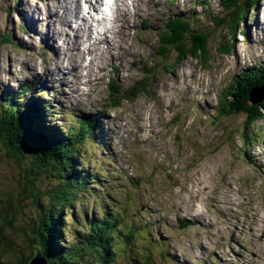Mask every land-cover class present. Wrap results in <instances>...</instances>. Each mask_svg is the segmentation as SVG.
I'll list each match as a JSON object with an SVG mask.
<instances>
[{
    "label": "rangeland",
    "instance_id": "374dc122",
    "mask_svg": "<svg viewBox=\"0 0 264 264\" xmlns=\"http://www.w3.org/2000/svg\"><path fill=\"white\" fill-rule=\"evenodd\" d=\"M220 1L207 0L204 5V0H128L127 20L117 12L109 21L113 37L105 29L109 24L95 31L89 42L78 37L82 40L75 49V59L82 64L79 69L89 65L97 72L101 68L103 77H84L90 81L77 86L88 96L74 98L72 104L67 99L71 93L61 89L67 76L51 74L59 64L55 58L68 46L57 36L58 20L49 14L57 15L62 8L52 9L50 0H0V37L9 36L12 41L0 40V97L17 93L37 78L40 85L27 93L21 107L32 95L40 105V99L53 105V95L61 98V106L56 107L58 101L53 105L59 119L47 115L44 121L46 126H58L62 136L68 131L65 121L75 112L103 113L100 132L107 149L98 136L97 144H85L79 158L80 169L97 173L101 185L90 184L91 192L85 191L81 202L67 211L63 222L70 227L65 246L84 248L76 237L85 224L77 225L73 213L81 216V221L85 215L91 221L99 220L105 212L124 209L133 226H141L147 233L131 246L118 242L113 264H264V122L245 129L243 115L217 117L221 100L235 94L236 78L264 62V0L257 13L250 12L242 26L247 34L233 41L232 54L216 53L225 36L220 28L208 45L209 63L188 57L176 65L175 52L167 63L157 56L159 35L170 17H191L204 30L212 26L207 15L224 18ZM85 4V11L96 6L98 15L101 10L97 0H85ZM88 12L82 16L87 18ZM84 22L81 18L79 27ZM45 26L47 30L52 26L53 31L48 30V43L43 35L40 39L34 36ZM96 37L108 43L96 42ZM76 41L75 37L74 44ZM89 43L91 52L85 49ZM62 65L67 73L65 67L70 63ZM145 67L154 68L146 81L148 95L119 99L113 107L114 99L109 95L115 82L111 78L131 87L146 76ZM40 77L52 80V84L56 81L54 92ZM44 87L50 92L43 95ZM243 134L251 140L243 142ZM5 148L0 146V194L11 190L15 205L43 193L49 196L57 182L46 173L30 190L26 179L29 159L20 161L21 157H13ZM185 223L189 227L180 229ZM84 253L81 263H96L94 254Z\"/></svg>",
    "mask_w": 264,
    "mask_h": 264
},
{
    "label": "trees",
    "instance_id": "16d2710c",
    "mask_svg": "<svg viewBox=\"0 0 264 264\" xmlns=\"http://www.w3.org/2000/svg\"><path fill=\"white\" fill-rule=\"evenodd\" d=\"M261 1L221 0L219 4L225 12L224 18L207 15L212 26L204 30L191 17L169 18L159 35L158 60L167 63L170 54L175 52L178 55L176 65L188 57L209 63L208 45L220 28H224L225 36L216 53L232 54L233 41L238 36H246L247 32H243L242 26L247 23L250 12L257 13ZM206 3L207 0H204V5ZM0 40L9 44L12 42L5 35ZM261 64L247 69L243 77L236 78L233 90L235 94L221 100L217 110L218 118L243 115L246 117L245 129L251 126L257 128L264 122V96L256 104H251L250 101V94L264 87V62ZM143 69L146 76L136 85L125 88L119 87L120 82H117L114 88H110L109 97L114 99L113 107L117 106L119 99L127 101L148 95L149 84L146 81L154 68ZM33 86L34 83L17 93H6L0 97V146L6 147L13 157H21L20 161L29 159L30 168L27 169L26 179L30 190L46 173L57 182V187L48 192L49 196H44V193L34 196L35 199H29L23 205L12 203L11 190L0 194V264H28L37 248L47 256V264H83L81 259L84 252L95 255V264H113L119 243L131 246L147 233L142 231L141 226H133L124 209L121 213L105 212L99 220L91 221L87 215L81 221L82 217L73 213L71 216L72 219L77 217V225L82 222L85 224L82 226L83 230L77 231L76 237V242L84 248L77 249L75 244L65 246L70 227V224L63 222L66 221L67 211L81 202L85 191L91 192L90 184L95 187L101 185L100 176L81 170L79 160L84 155L85 144H94L98 138L96 131L99 130L100 120L96 116L73 119L77 127L72 124L67 126L68 133L64 136L58 128L52 130L44 127L37 112L40 109L36 108L37 104L33 99L27 102V107H21L23 99ZM240 136L243 142L251 140L247 134ZM91 195L98 199L92 193ZM188 225L182 224L180 229L185 230ZM134 261L139 263L138 260Z\"/></svg>",
    "mask_w": 264,
    "mask_h": 264
},
{
    "label": "bare ground",
    "instance_id": "6f19581e",
    "mask_svg": "<svg viewBox=\"0 0 264 264\" xmlns=\"http://www.w3.org/2000/svg\"><path fill=\"white\" fill-rule=\"evenodd\" d=\"M133 1V0H132ZM18 3V2H17ZM41 3V2H40ZM50 3H51V7L52 9H56L57 7L59 8H62L60 9L59 11V14L57 15H54L52 12H49V14H51L54 18H56L60 24L57 32V36L63 40L66 41L65 44H67L68 46L62 48L63 50H66V51H63V53L56 57V62H58L59 64H61V67L59 66L58 64V67L56 69H54L53 71H51V74L52 72L56 74V76H59L61 78H64L65 75L67 76L66 80L63 81L61 83V89L62 90H65L66 92L68 93H71V97H67V99L72 102V104H74L75 100L74 98L76 99L77 97H79V99L81 97H85V96H88L87 93H83L81 94L80 92L82 91L81 89L78 90V83H80L82 86L83 84H87L90 80H85L86 78L84 77H90V76H95L98 77V80H100L103 76L101 75V68L97 70V72L95 70H92L90 69V66L87 65V66H83V68L81 67V69H79L80 66H82L81 63L78 64V59H75V56H76V50L78 48V45L80 42H82V40H78V37L80 38H83L84 41L86 40V42H89L91 40H93V35H94V31L97 27H100V26H104L106 23L105 20H101V21H98L97 19V24L96 23H93L94 22V19L93 17L91 16V20H88L86 17H84L85 19V22L84 24L79 27V21H80V17H82V12H86L84 11V8H88V6L85 4V0H50ZM127 3H128V0H116V4H120V8L118 7L116 12H121L123 13V15L126 17L129 15V12H128V8H127ZM21 4V3H20ZM208 4V3H207ZM59 5V6H58ZM220 5V4H219ZM122 8V9H121ZM10 11V10H9ZM11 12V11H10ZM61 13V14H60ZM90 13V12H89ZM45 15V13L43 14ZM48 15V13H47ZM141 15H138V17H140ZM26 17V15H25ZM27 18V17H26ZM128 17L125 18V21L127 20ZM176 18V17H175ZM182 18V17H181ZM27 20L30 22V24L32 23L31 19H28ZM184 20V19H183ZM159 21V20H158ZM72 24V25H71ZM32 25L35 27L34 23H32ZM97 26V27H96ZM123 26V25H122ZM48 27V26H47ZM52 27V26H51ZM49 27V32H53L52 31V28ZM32 28V27H31ZM105 29H107V32L109 34H111V36L113 37V35H115V31L113 30V26L110 25V26H107ZM48 30L46 28V26L42 29L39 28V30H37V32H34V36L37 35V37L40 39V37L42 38V35L44 36L45 38V42L48 43L49 42V35H48ZM79 32V33H78ZM263 34V33H262ZM75 37L77 38V41L76 43L74 44V41H75ZM98 37H96L94 40H97ZM21 40V39H19ZM44 41V40H43ZM96 42H102V44H105V43H108V41L106 39H103V40H97ZM95 42V43H96ZM57 44V41L55 40V45ZM74 44V45H73ZM260 44V43H259ZM60 45V44H59ZM110 45V44H109ZM261 45V44H260ZM92 44L89 43V47H86L85 49H87L88 51H92V48H91ZM84 47V45H83ZM95 47V46H94ZM96 48V47H95ZM76 49V50H75ZM56 50H61L60 49H57L56 47ZM69 50H72V51H75V52H70ZM62 51V50H61ZM58 54V53H57ZM81 55V54H80ZM247 58V57H246ZM64 61H68L70 63L69 67L66 66V71L67 73H65L63 71L64 69V65H62L64 63ZM103 62V61H102ZM105 62V61H104ZM100 64V63H99ZM101 65V64H100ZM99 65V66H100ZM262 65V64H261ZM261 68V67H260ZM249 69V68H248ZM73 70L75 71V74L72 75V72ZM253 70V69H252ZM174 73V72H173ZM248 73V72H247ZM79 74V76H77ZM245 74V73H244ZM77 77H76V76ZM70 76H75L73 77L74 79L72 80V78H70ZM126 76V75H125ZM39 77V76H38ZM243 77V76H242ZM41 80L47 84V85H51V88L53 90H50L51 92H54V89L56 88V86L54 85H57L55 83L52 84V80L50 81L48 78V81H46V79H43V77H40ZM83 79V80H82ZM205 79V78H204ZM179 80V79H178ZM10 87V86H9ZM213 88V87H212ZM44 91L46 92L47 90V87H44L43 88ZM36 92V91H35ZM66 92H63L64 95H66L67 93ZM60 97V96H59ZM53 99H55L52 104L54 105V103H56V101H58L59 104H55L56 107H59L62 105V100L61 98L59 100H57V96L56 95H53ZM64 101H67L66 98H63ZM207 99V98H206ZM211 100V99H210ZM211 102V101H210ZM35 103V102H34ZM29 105V103H26L24 105V107H27ZM31 105V104H30ZM53 111L55 112V107L53 108ZM214 111V110H213ZM65 114V113H64ZM76 116H79V114L77 112L74 113ZM51 115V114H50ZM63 117V116H62ZM73 120V119H72ZM79 120V119H78ZM95 121V119H94ZM42 122V121H41ZM136 122H134L135 124ZM133 124V125H134ZM116 125V123H115ZM132 125V126H133ZM131 126V127H132ZM136 126V125H135ZM139 126V125H138ZM137 126V127H138ZM135 128V127H134ZM139 128V127H138ZM112 132V131H111ZM141 132V131H140ZM108 135V134H107ZM156 135V134H155ZM58 136V135H57ZM142 136V135H141ZM139 137V136H138ZM59 138V137H58ZM146 138V137H145ZM87 142V141H86ZM117 142V141H115ZM256 143V142H255ZM115 146V145H114ZM114 148V147H113ZM259 149V148H258ZM119 159V158H118ZM96 163V162H95ZM252 186V185H251ZM245 199V198H244ZM250 199V198H249ZM251 201V200H250ZM252 202V201H251ZM232 206V205H231ZM250 206V205H249ZM121 207V205H120ZM233 208V207H232ZM248 209V208H246ZM259 209V208H258ZM123 211V210H122ZM249 212V211H247ZM121 213V212H120ZM247 214V213H246ZM238 217V216H237ZM259 218V217H257ZM228 222V221H227ZM240 225V224H239ZM48 261V260H47Z\"/></svg>",
    "mask_w": 264,
    "mask_h": 264
},
{
    "label": "water",
    "instance_id": "95a60500",
    "mask_svg": "<svg viewBox=\"0 0 264 264\" xmlns=\"http://www.w3.org/2000/svg\"><path fill=\"white\" fill-rule=\"evenodd\" d=\"M264 95V90H254L250 94L251 104H256L262 101V97ZM28 264H47V256L40 250L36 249L33 258L29 261Z\"/></svg>",
    "mask_w": 264,
    "mask_h": 264
}]
</instances>
